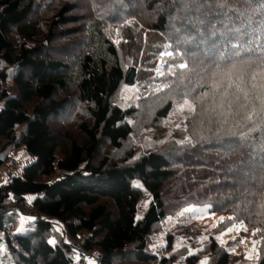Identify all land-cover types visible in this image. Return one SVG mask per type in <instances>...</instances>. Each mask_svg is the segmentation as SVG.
<instances>
[{
    "label": "trees",
    "instance_id": "1",
    "mask_svg": "<svg viewBox=\"0 0 264 264\" xmlns=\"http://www.w3.org/2000/svg\"><path fill=\"white\" fill-rule=\"evenodd\" d=\"M98 1L83 22L73 1L54 2L44 30L38 0H0V60L18 66L16 95L3 86L7 70L0 71V166L20 146L35 158L20 175L0 183V264H74L93 250L105 264H170L174 257L160 258L152 249V234L167 216L191 204L210 205L213 212L258 227L264 240V102L258 105L254 95L264 87V0H189L186 12L177 0H143L135 9L129 2L126 19L111 16V9L102 14ZM117 18L126 32L119 42L110 26ZM171 18L181 30L190 29L193 47L202 48L207 58L247 70L240 87L249 85L252 91L237 94L234 110L220 125L200 111L193 114L202 90L189 84L182 93L194 107L183 119L188 127L175 126V136L165 138L152 123L158 127L152 133L156 143L147 150L136 137L146 110L140 105L124 109L115 98L123 85L145 80L152 56L145 62L141 48L150 55L164 51ZM72 24L81 27L69 28ZM75 32L85 34L86 42L76 47L73 59L46 55L54 36ZM60 91L65 97L57 96ZM73 97L88 105V120L79 125L81 139L50 124ZM161 104L153 120L168 118L176 107L173 98ZM105 142L109 153L102 151ZM141 148L147 152L134 157ZM147 194L151 201L140 216L139 203ZM28 195L36 198L29 203ZM21 215L34 217L26 232L16 231ZM52 237L55 244L49 243ZM168 238L172 247V234ZM210 249L216 252L210 264L231 262L215 240ZM198 257L189 255L188 263L196 264ZM249 264H264V243L260 257Z\"/></svg>",
    "mask_w": 264,
    "mask_h": 264
},
{
    "label": "rangeland",
    "instance_id": "2",
    "mask_svg": "<svg viewBox=\"0 0 264 264\" xmlns=\"http://www.w3.org/2000/svg\"><path fill=\"white\" fill-rule=\"evenodd\" d=\"M57 1L62 0H38L42 6L39 7L40 12L38 11L37 14L41 17V25L44 30L49 27V25H47V15H50L56 9L55 6H51H53L52 4H54V2L57 3ZM71 1L77 4L76 14L81 18L80 21L83 22L84 19L89 16V12L87 10L89 9V6H94L93 0ZM111 1L112 0L98 1L95 3V7L97 4H102V14H109V9H111V16H115L117 14L118 16H122L126 19V14L130 9V3L132 4L133 9H135L137 5L143 4V0H134V2L113 0V4L110 5V8L108 4ZM85 4L88 6H85ZM176 5L183 8V12H186L190 11L189 7L192 3L189 0H177ZM179 14L181 13L179 12ZM171 19L172 22L170 21V24H172L169 27L170 30L168 36H165L167 41L165 43L166 48L164 51L160 54L154 53L150 55L151 53L145 47L141 48V52L139 54L141 59L143 57L145 59L152 56L148 62V67H145L146 69H151L147 77L144 78L145 80H142V82H136V84L131 86L123 85L122 89L115 98V104L120 105L124 109L130 108L131 106L137 108V105H140L142 109L144 108L146 110L142 122L139 121L136 127V137L137 143L147 150H151L155 147L156 140L152 133L158 129V127H161L160 129L163 130V132L160 133L162 134L161 137L165 138L175 136L173 132V128L175 126L185 128L188 127L187 123L185 124L183 122V119L186 117V114L189 113L188 111L193 110L195 106L199 105L193 114H197V112L200 111V113L206 117L204 102L208 98L209 92L208 88L205 90L204 88L217 77L226 82V90L229 91V93L235 91L239 94L246 90L245 95H248L252 91V88L249 85H243L245 88L240 87V85H242L241 82L244 79H247V70L237 68L239 67L238 65H227L223 63V65H221L219 64L220 62L218 63L217 61L207 58L202 48L195 49L193 47L194 41L190 37V29L186 27L181 30L178 27V22L174 20L175 18ZM119 20L120 18H117L116 21L114 20L115 22L112 20L110 22L112 35L116 42H119L120 38L126 36V32H124L122 28H119ZM129 22L130 19L124 21L123 24L127 25ZM74 27L81 26L80 24L69 25V28ZM60 31H62V28L59 29V32ZM12 36V39L17 42L18 36ZM85 39V34L78 32H75L70 36H54L47 42L45 53L50 57L70 60L73 57L75 50L81 48V46L86 42ZM71 48H73V50H70ZM67 50L70 51L67 52ZM70 55H72V57ZM147 61L148 59H145V62ZM149 63L153 64L150 68ZM4 69L8 72V80L3 83V86L10 94H18V89L16 88L14 81V76L18 70V66L6 65L4 61L0 60V71ZM262 75H264V71ZM177 77L179 78V81L176 80ZM205 81H208L209 83ZM189 84L192 85V87L198 84L200 86L199 88L202 90L201 94L196 95L194 98V107H190V102L187 104L184 102L185 97H182V93L186 92V88ZM171 86L173 87L174 93L177 94H174L171 91ZM64 95V91H60L57 94L59 98L65 97ZM172 98L176 103L175 110L172 111L166 119L158 117L157 120H153V117L156 115V110H158V104H164ZM140 99L143 100L139 101ZM87 107L88 105L79 103L73 97L68 101L63 110L50 119V124L54 129H63L65 131L69 130L77 138L81 139L79 125L82 120H88ZM202 108L204 111L199 110ZM28 109L32 112L34 104L29 105ZM152 123H157L158 127L150 126ZM160 134L158 135V138ZM183 134L184 133H181L180 136ZM142 136H145L146 138L141 140L140 137ZM143 148L138 150L134 157L139 156L142 152H147V150ZM102 151L103 153L111 152V148L108 146L107 142L104 143ZM12 159L17 160V166H12ZM34 159L35 158L29 154L24 146L11 149L9 161L0 166V174H2L0 177V183H6L10 175H20L23 169ZM54 178H57V175L52 177V179ZM35 198V195L27 196L29 203H31ZM150 201V194L141 198L139 203L140 216L143 215V212L148 207ZM189 209L196 210L189 211ZM16 220L18 221L15 223L16 231L26 232L28 231L30 223L34 220V217L21 215L18 216ZM223 225L225 226L223 227ZM55 227L62 230L59 222L55 223ZM228 229H234V231L228 232ZM86 234V232L83 233L81 239L84 238ZM170 234H172L173 240L172 247L168 244V236ZM50 240H55V237L50 238ZM80 240L74 241V244L77 247L80 246ZM213 240L216 241L217 245L224 247V249L230 253L232 260L229 264H249L256 261L262 253L263 243L261 242L264 241L262 231L258 227H252L243 221H237V219L230 214L213 212L210 205L191 204L183 207L178 212L167 216L156 228L152 234V249L160 258H169L170 256L174 257L170 264H189L187 258L191 254H198L199 257L196 264H210L213 260L211 258L216 255V252L213 253L212 249H210V245ZM241 241H245V243H242ZM254 241L258 244L259 255L258 258L249 260L247 256L252 254ZM98 254H101L98 250L83 252V254L79 255V260L76 258L74 264L81 263L82 261L87 262V264H96L97 261L95 256ZM120 264H122V262ZM149 264L160 263L155 262Z\"/></svg>",
    "mask_w": 264,
    "mask_h": 264
},
{
    "label": "clouds",
    "instance_id": "3",
    "mask_svg": "<svg viewBox=\"0 0 264 264\" xmlns=\"http://www.w3.org/2000/svg\"><path fill=\"white\" fill-rule=\"evenodd\" d=\"M208 92L209 96L204 102L206 117L210 122L223 125L229 118V110H234L238 95L235 91L229 93L226 90V82L219 77L208 84ZM254 95L260 98L256 101L258 105L264 102V87L258 88Z\"/></svg>",
    "mask_w": 264,
    "mask_h": 264
},
{
    "label": "snow or ice",
    "instance_id": "4",
    "mask_svg": "<svg viewBox=\"0 0 264 264\" xmlns=\"http://www.w3.org/2000/svg\"><path fill=\"white\" fill-rule=\"evenodd\" d=\"M137 187H139V185H136ZM196 209H189V211H195ZM231 231H234V229H228V232H231ZM219 239V238H218ZM242 243H245V241H241ZM49 243H51V244H55L56 243V241L55 240H50L49 241ZM226 243V242H225ZM261 243H264V241H262ZM253 249H252V254H249L248 256H247V258L249 259V260H253V259H256V258H258V255H259V253H258V244H257V242H253ZM77 259L79 260L80 259V257L78 256L77 257Z\"/></svg>",
    "mask_w": 264,
    "mask_h": 264
},
{
    "label": "built area",
    "instance_id": "5",
    "mask_svg": "<svg viewBox=\"0 0 264 264\" xmlns=\"http://www.w3.org/2000/svg\"><path fill=\"white\" fill-rule=\"evenodd\" d=\"M12 166L14 167V166H17V160H14V159H12ZM0 177H1V174H0ZM95 258H96V264H105V260L103 259V256H102V254H98L97 256H95ZM87 264V262H81V263H78V264Z\"/></svg>",
    "mask_w": 264,
    "mask_h": 264
}]
</instances>
